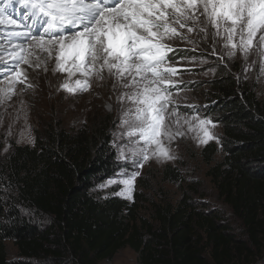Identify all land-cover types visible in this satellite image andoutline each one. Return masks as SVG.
Returning a JSON list of instances; mask_svg holds the SVG:
<instances>
[{"label": "trees", "instance_id": "1", "mask_svg": "<svg viewBox=\"0 0 264 264\" xmlns=\"http://www.w3.org/2000/svg\"><path fill=\"white\" fill-rule=\"evenodd\" d=\"M221 70L207 85L208 113L221 126V159L215 144L200 156L218 197L244 229L236 235L223 213L200 208L190 187L178 202H144L96 195L119 171L111 142V116L95 117L77 131L49 124L29 146L0 141V264H98L123 249L137 264H264V101L254 87ZM164 182L178 184L170 166ZM107 197V198H105ZM16 249L8 258L6 243Z\"/></svg>", "mask_w": 264, "mask_h": 264}, {"label": "snow or ice", "instance_id": "2", "mask_svg": "<svg viewBox=\"0 0 264 264\" xmlns=\"http://www.w3.org/2000/svg\"><path fill=\"white\" fill-rule=\"evenodd\" d=\"M194 32L198 40L189 35ZM209 38L212 55L219 46L221 58L264 59V0H0V77L8 84L0 87V102L11 98L17 84L31 86L21 65H45L47 71L54 62L51 71L67 73L60 87L72 94L87 91L93 79L112 80L120 129L112 147L124 164L109 184L122 183L115 195L125 196L145 162L176 159L169 145L184 135L183 124L193 131L192 120L199 121V143L215 138L207 127L215 123L200 118L199 106L187 105L195 115L180 111L182 81L175 79L180 68L174 66L180 63L174 59L176 40Z\"/></svg>", "mask_w": 264, "mask_h": 264}, {"label": "rangeland", "instance_id": "3", "mask_svg": "<svg viewBox=\"0 0 264 264\" xmlns=\"http://www.w3.org/2000/svg\"><path fill=\"white\" fill-rule=\"evenodd\" d=\"M18 8L17 5L16 9ZM16 9L12 11L14 17L18 15ZM3 27L9 28L7 25ZM181 31L186 32V29ZM189 35L198 40L195 32ZM173 46L177 50L174 59H180V63L174 65L180 68V74L175 79L182 81V84L177 85L180 111L195 115V112L187 105L199 106L200 118L211 119L215 123V127L207 125L209 131L215 137L208 143L215 144L218 152L213 158L216 162H219L221 159L219 142L222 130L221 126L214 121L215 117L209 114L207 107H205L208 102L204 96L207 92V85L221 73V70L228 72L231 68L236 69L235 76L240 78L243 83L252 85L257 99L264 101V72H261V64L264 63V59L253 55L247 61H244L239 54L233 59L226 56L221 58L222 54L219 46L217 47V54L212 55L210 38L206 42L198 41L196 44L176 40ZM193 57L196 59L192 60ZM202 59L206 62L201 63ZM253 60L256 61L255 64L252 63ZM54 66V62H49L47 64L48 70L45 71V65H41L39 68L21 65L27 72V83L31 86L17 84L11 98L0 102L2 154L7 153L11 144L31 147L35 135L49 124L60 125L66 131L73 132L87 126L93 118L107 115L111 116L113 123L111 145L113 144V133L120 131L117 127L119 124L116 110L118 105L116 93L112 89L113 81L110 79L105 81L93 79L91 87L87 91L72 94L60 87L67 73L57 72L54 74L51 71ZM0 87H8L7 78L0 77ZM176 94L177 89H173V95ZM109 106H111V109H109ZM198 124V120H192L193 131H189L188 125L183 124L180 131L184 135L176 136L169 145L176 159L157 160L153 157L150 161L145 162L142 168L136 169L140 171L141 175L136 178L131 193H126L125 196L115 195L124 188V185L122 183L109 184L108 180L95 188V194L102 196L111 194L127 201L132 200L134 193L141 194L144 202L141 205L139 216L147 223L152 224L151 206L153 204L163 201L175 204L180 200L182 192L188 191L191 187L194 192L192 200L200 208L223 213L233 232L241 237L244 232L242 224L233 217L228 207L220 200L210 179L207 177L209 167L200 156V151L206 144L198 142L199 137L202 136L197 127ZM112 148L118 162L119 153L114 147ZM123 164V161L119 162V170ZM165 166H170L176 170L181 178L180 183L172 184L162 180L161 172ZM127 167L131 169L132 164L129 162ZM129 196L131 198H128ZM6 246L8 258L10 260L15 259L16 249L9 242L6 243ZM98 264H137V262L133 251L123 249L112 260H103Z\"/></svg>", "mask_w": 264, "mask_h": 264}, {"label": "water", "instance_id": "4", "mask_svg": "<svg viewBox=\"0 0 264 264\" xmlns=\"http://www.w3.org/2000/svg\"><path fill=\"white\" fill-rule=\"evenodd\" d=\"M259 262H260V259H256L252 263H249V264H258Z\"/></svg>", "mask_w": 264, "mask_h": 264}, {"label": "bare ground", "instance_id": "5", "mask_svg": "<svg viewBox=\"0 0 264 264\" xmlns=\"http://www.w3.org/2000/svg\"><path fill=\"white\" fill-rule=\"evenodd\" d=\"M10 27V26H9Z\"/></svg>", "mask_w": 264, "mask_h": 264}]
</instances>
